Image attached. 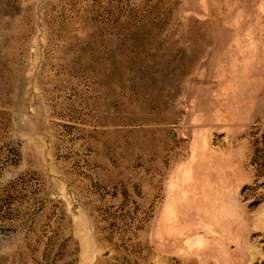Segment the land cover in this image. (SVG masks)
I'll return each mask as SVG.
<instances>
[{
  "label": "rangeland",
  "instance_id": "rangeland-1",
  "mask_svg": "<svg viewBox=\"0 0 264 264\" xmlns=\"http://www.w3.org/2000/svg\"><path fill=\"white\" fill-rule=\"evenodd\" d=\"M0 264H264V0H0Z\"/></svg>",
  "mask_w": 264,
  "mask_h": 264
}]
</instances>
